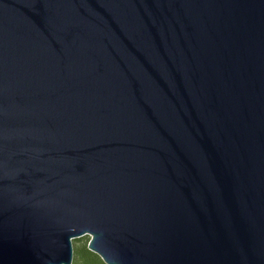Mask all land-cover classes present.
Returning <instances> with one entry per match:
<instances>
[{"label":"water","instance_id":"95a60500","mask_svg":"<svg viewBox=\"0 0 264 264\" xmlns=\"http://www.w3.org/2000/svg\"><path fill=\"white\" fill-rule=\"evenodd\" d=\"M264 264V0H0V264Z\"/></svg>","mask_w":264,"mask_h":264},{"label":"trees","instance_id":"16d2710c","mask_svg":"<svg viewBox=\"0 0 264 264\" xmlns=\"http://www.w3.org/2000/svg\"><path fill=\"white\" fill-rule=\"evenodd\" d=\"M70 264H105L97 254L86 248L83 242L72 249Z\"/></svg>","mask_w":264,"mask_h":264},{"label":"rangeland","instance_id":"374dc122","mask_svg":"<svg viewBox=\"0 0 264 264\" xmlns=\"http://www.w3.org/2000/svg\"><path fill=\"white\" fill-rule=\"evenodd\" d=\"M88 239V234H83L78 237L71 238V247L73 249L74 246H77L83 242H86Z\"/></svg>","mask_w":264,"mask_h":264}]
</instances>
